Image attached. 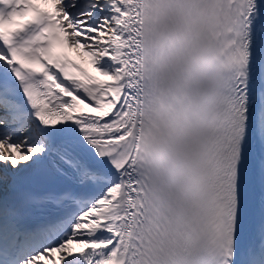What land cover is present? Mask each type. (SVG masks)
I'll list each match as a JSON object with an SVG mask.
<instances>
[{"label": "snow or ice", "instance_id": "1", "mask_svg": "<svg viewBox=\"0 0 264 264\" xmlns=\"http://www.w3.org/2000/svg\"><path fill=\"white\" fill-rule=\"evenodd\" d=\"M0 264H264V0H0Z\"/></svg>", "mask_w": 264, "mask_h": 264}, {"label": "bare ground", "instance_id": "2", "mask_svg": "<svg viewBox=\"0 0 264 264\" xmlns=\"http://www.w3.org/2000/svg\"><path fill=\"white\" fill-rule=\"evenodd\" d=\"M73 55H75V54H73ZM85 59H87V58H85ZM85 67H88V65L86 64Z\"/></svg>", "mask_w": 264, "mask_h": 264}]
</instances>
